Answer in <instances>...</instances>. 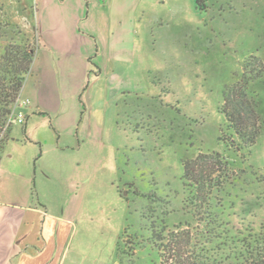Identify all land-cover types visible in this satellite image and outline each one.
I'll list each match as a JSON object with an SVG mask.
<instances>
[{
  "label": "rangeland",
  "instance_id": "obj_1",
  "mask_svg": "<svg viewBox=\"0 0 264 264\" xmlns=\"http://www.w3.org/2000/svg\"><path fill=\"white\" fill-rule=\"evenodd\" d=\"M144 2L135 24L136 57L123 64L137 66L131 72L137 82L124 80L131 87L122 95L120 118L107 124L104 167L90 187V223L105 227V245L86 253L100 252L107 264H130L129 251L134 264H159L149 243L152 225L205 233L189 206L186 159L202 154L223 161L225 187L215 192V212H232L231 202L241 209L243 201L250 212L264 205V133L253 147L238 150L221 140L222 129L231 132L220 110L225 85L241 74L244 61L264 60V0H201L199 7L197 0ZM7 3L0 2V53L16 34L30 44L36 37L33 9Z\"/></svg>",
  "mask_w": 264,
  "mask_h": 264
},
{
  "label": "crops",
  "instance_id": "obj_2",
  "mask_svg": "<svg viewBox=\"0 0 264 264\" xmlns=\"http://www.w3.org/2000/svg\"><path fill=\"white\" fill-rule=\"evenodd\" d=\"M0 2L33 9L38 38L20 94L28 103L17 107L25 121L14 122L1 154L0 264H107L86 253L105 245V227L90 223V187L104 167L107 124L120 118L131 87L124 80L137 82V66L123 64L136 57L145 2Z\"/></svg>",
  "mask_w": 264,
  "mask_h": 264
},
{
  "label": "trees",
  "instance_id": "obj_3",
  "mask_svg": "<svg viewBox=\"0 0 264 264\" xmlns=\"http://www.w3.org/2000/svg\"><path fill=\"white\" fill-rule=\"evenodd\" d=\"M200 3L197 0L196 6ZM34 30L37 31L35 25ZM17 36L10 38L0 56V160L14 124L17 101L38 48L37 36L32 44L21 42ZM89 62L90 72L98 76V66L92 58ZM263 96L264 60L252 55L244 61L241 74L225 85L220 110L231 133L226 135L222 129L221 140L236 144L238 150L257 143L264 133ZM23 131L27 138L24 127ZM210 160H213L210 156L200 154L183 161L189 206L194 207L205 233L199 236L191 227L181 225L171 229L152 225L149 243L157 251L159 264H264V205L259 204V211L250 212L243 207V201L241 209L231 202L232 212H215L212 201L218 200L216 191L224 190L227 171L221 166L220 157ZM145 196L155 198L153 194ZM117 246L120 252V241ZM127 255L130 264H134V253L129 251Z\"/></svg>",
  "mask_w": 264,
  "mask_h": 264
},
{
  "label": "built area",
  "instance_id": "obj_4",
  "mask_svg": "<svg viewBox=\"0 0 264 264\" xmlns=\"http://www.w3.org/2000/svg\"><path fill=\"white\" fill-rule=\"evenodd\" d=\"M28 103L27 100L19 98L16 104V111L14 113L13 121L23 124L25 121V114L22 110H17V107L25 106Z\"/></svg>",
  "mask_w": 264,
  "mask_h": 264
}]
</instances>
